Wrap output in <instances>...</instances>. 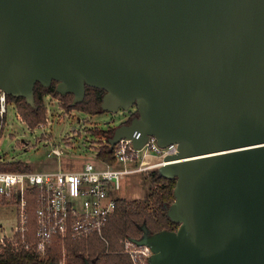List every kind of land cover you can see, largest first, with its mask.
Wrapping results in <instances>:
<instances>
[{"label":"water","instance_id":"water-1","mask_svg":"<svg viewBox=\"0 0 264 264\" xmlns=\"http://www.w3.org/2000/svg\"><path fill=\"white\" fill-rule=\"evenodd\" d=\"M53 81L136 109L111 148L177 145L158 170L178 226L130 239L148 264H264V0H0V90Z\"/></svg>","mask_w":264,"mask_h":264},{"label":"built area","instance_id":"built-area-1","mask_svg":"<svg viewBox=\"0 0 264 264\" xmlns=\"http://www.w3.org/2000/svg\"><path fill=\"white\" fill-rule=\"evenodd\" d=\"M7 94L0 90V126L7 116ZM45 122L50 123V110L46 108ZM135 112V111H134ZM131 114L129 117H131ZM62 142H59V144ZM58 143L53 144L47 155L60 157L63 152ZM64 145V144H63ZM67 146V145H66ZM65 146V147H66ZM114 149V162H87L77 171L34 172L11 170L0 167V201L12 203L15 208L16 223L10 235L4 234L9 246L3 250L17 253L19 250L35 251L41 257L47 253L55 240L64 245L66 239L83 240L96 236L104 241L103 228L113 215L122 178L134 173L148 174L152 170L168 165L174 160H165L177 153V145L162 148L156 139L148 137L145 145L137 149L129 139H121ZM12 162V161H11ZM5 161L0 154V164ZM31 193L35 199L33 237L29 236L28 200ZM122 249L129 256L131 264H148L152 255L150 248L135 246L130 239L121 241ZM65 255H62L64 264Z\"/></svg>","mask_w":264,"mask_h":264},{"label":"trees","instance_id":"trees-1","mask_svg":"<svg viewBox=\"0 0 264 264\" xmlns=\"http://www.w3.org/2000/svg\"><path fill=\"white\" fill-rule=\"evenodd\" d=\"M55 87L56 82L54 81L49 86L44 87L40 83H36L31 101L28 98L11 95H7V100L15 104L22 122L32 130H36L39 125L45 122L47 111L44 97L46 96L57 99L60 103V109L67 113L81 111L89 116L105 113L100 107L105 93L102 89L86 86L84 99L80 103H75L72 94L61 96L55 92ZM135 116H137V112H134L125 123H128ZM114 130L115 128L95 131L97 136L105 139V142L96 152L97 160L107 163L114 162V149L107 143V139L113 135ZM0 167L8 171H29L30 169L18 161L0 164ZM175 182V178H165L158 169L149 172L144 177V184L145 186L148 185V189L145 194L146 199L143 202L138 199L128 201L117 198L115 211L108 218L103 228L109 233L111 239L107 248L96 236H90L83 240L66 239L63 245L65 251L64 264H131L129 257L122 252L120 240L141 238L144 235L143 228L149 235L177 228L178 224L170 221L167 215V210L174 201ZM26 199L28 200V215H32L30 204L31 202L35 204L36 201L31 193L26 195ZM97 246L100 247L97 248ZM60 247V243L55 240L49 245L44 257L35 251L19 250L15 253L10 252L7 248L4 253H0V264H60L62 262Z\"/></svg>","mask_w":264,"mask_h":264},{"label":"rangeland","instance_id":"rangeland-1","mask_svg":"<svg viewBox=\"0 0 264 264\" xmlns=\"http://www.w3.org/2000/svg\"><path fill=\"white\" fill-rule=\"evenodd\" d=\"M44 104L50 110V123L36 130L27 128L22 122L14 103L9 105L6 120L1 125L0 134V154L3 155L5 161H18L34 172L43 173L58 170L77 171L81 170L87 162L97 165L98 163L95 161L96 152L105 142V139L97 136L95 131H106L117 127L119 124L128 121L129 115L136 110L132 107L126 111L119 110L115 113L105 112L89 116L81 111L67 113L63 109L61 110L59 101L50 96L44 97ZM59 142L62 143L59 144ZM56 143L60 145L63 154L60 157L47 155L53 144ZM162 171L169 175L167 168H163ZM145 176L139 173L125 175L115 196L128 201L138 199L143 202L146 199L145 194L148 189V185L145 186L144 184ZM30 208L32 215H28V237H33L34 202H31ZM15 223L14 205L0 201V236L4 232L6 235H10ZM103 237L104 241L101 240V242L107 248L111 239L109 233L104 229ZM121 241H119L120 244H122ZM2 243L6 247L9 246L7 240H0V253H4L2 247L5 246ZM60 246L62 255H65L63 245L60 244ZM99 247L97 246V248Z\"/></svg>","mask_w":264,"mask_h":264},{"label":"crops","instance_id":"crops-1","mask_svg":"<svg viewBox=\"0 0 264 264\" xmlns=\"http://www.w3.org/2000/svg\"><path fill=\"white\" fill-rule=\"evenodd\" d=\"M118 198H119V197H118ZM129 201H132V200H129ZM0 227H1V225H0ZM4 234H5V232L1 234V236H0V240H2V239H3V237H4Z\"/></svg>","mask_w":264,"mask_h":264},{"label":"flooded vegetation","instance_id":"flooded-vegetation-1","mask_svg":"<svg viewBox=\"0 0 264 264\" xmlns=\"http://www.w3.org/2000/svg\"><path fill=\"white\" fill-rule=\"evenodd\" d=\"M135 112H136V110H135ZM130 116V115H129Z\"/></svg>","mask_w":264,"mask_h":264}]
</instances>
